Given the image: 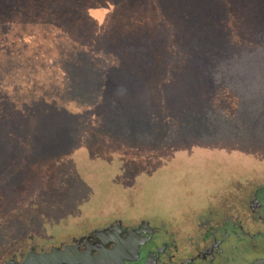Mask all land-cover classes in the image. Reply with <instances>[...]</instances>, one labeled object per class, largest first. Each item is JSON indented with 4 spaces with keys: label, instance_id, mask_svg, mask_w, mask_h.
I'll list each match as a JSON object with an SVG mask.
<instances>
[{
    "label": "rangeland",
    "instance_id": "374dc122",
    "mask_svg": "<svg viewBox=\"0 0 264 264\" xmlns=\"http://www.w3.org/2000/svg\"><path fill=\"white\" fill-rule=\"evenodd\" d=\"M12 20L55 28L17 43ZM14 45L77 47L0 59V258L113 214L195 223L264 182V0H0Z\"/></svg>",
    "mask_w": 264,
    "mask_h": 264
},
{
    "label": "flooded vegetation",
    "instance_id": "af4514ba",
    "mask_svg": "<svg viewBox=\"0 0 264 264\" xmlns=\"http://www.w3.org/2000/svg\"><path fill=\"white\" fill-rule=\"evenodd\" d=\"M197 218L177 225L157 214H113L61 240L28 231L0 264L53 251L69 256L62 264H264V182L248 183L235 202L204 205Z\"/></svg>",
    "mask_w": 264,
    "mask_h": 264
},
{
    "label": "trees",
    "instance_id": "16d2710c",
    "mask_svg": "<svg viewBox=\"0 0 264 264\" xmlns=\"http://www.w3.org/2000/svg\"><path fill=\"white\" fill-rule=\"evenodd\" d=\"M7 13L9 16H11L10 12ZM23 21L24 23L23 22L19 23L18 20H12L7 25L8 30H10L11 28L14 29L19 28V31L18 30L16 31L19 34H11L15 37L13 41H16L17 43L18 42L20 43L22 39L35 37L36 34H34V31L38 30L40 27L43 29V31H45V35L52 33L55 28L54 26L55 23L53 21H49L48 24H45L47 22H43L40 24V26L38 25L37 22H35V20H23ZM22 44L23 43H21V45ZM21 45L0 46V51H2L0 54V59L1 60H8V59L31 60V59H43V58L50 59L57 57L58 54L68 53V51H70L71 48L77 47V46H21ZM92 47L93 46H87L86 48H84V50L91 49ZM80 49L81 48H79V50ZM62 99L63 100L67 99V96L65 95ZM62 99L60 102H62Z\"/></svg>",
    "mask_w": 264,
    "mask_h": 264
},
{
    "label": "water",
    "instance_id": "95a60500",
    "mask_svg": "<svg viewBox=\"0 0 264 264\" xmlns=\"http://www.w3.org/2000/svg\"><path fill=\"white\" fill-rule=\"evenodd\" d=\"M69 256L62 251H53V253L42 257L41 259L34 261L33 263L26 264H62L70 261Z\"/></svg>",
    "mask_w": 264,
    "mask_h": 264
}]
</instances>
